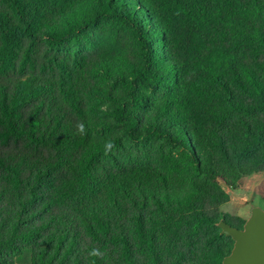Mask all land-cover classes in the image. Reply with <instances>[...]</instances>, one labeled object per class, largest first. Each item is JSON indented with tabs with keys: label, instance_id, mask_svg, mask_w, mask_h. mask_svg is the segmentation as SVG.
Segmentation results:
<instances>
[{
	"label": "trees",
	"instance_id": "trees-1",
	"mask_svg": "<svg viewBox=\"0 0 264 264\" xmlns=\"http://www.w3.org/2000/svg\"><path fill=\"white\" fill-rule=\"evenodd\" d=\"M253 174L264 0H0V264H222Z\"/></svg>",
	"mask_w": 264,
	"mask_h": 264
},
{
	"label": "rangeland",
	"instance_id": "rangeland-1",
	"mask_svg": "<svg viewBox=\"0 0 264 264\" xmlns=\"http://www.w3.org/2000/svg\"><path fill=\"white\" fill-rule=\"evenodd\" d=\"M111 38L105 35L101 40V48L98 53L103 52L107 48L119 49L121 54H125L129 58H134L135 49L133 46V40L127 33L121 32L118 35L116 45L113 47L111 44L106 43ZM165 53L164 50H161ZM95 53L89 52L83 55L88 59L93 57ZM159 153L163 155H169L170 149L167 146H162L161 143H150L146 147H142L138 150L131 149L130 153L134 159L138 160V163L145 161L149 165L156 163V156ZM173 155H177L173 153ZM224 191L229 195L230 200L228 203L220 207V211L226 215L228 222L240 227V225L246 221L251 213L252 206H261L264 208V175L253 174L248 178L240 181L237 188L223 186ZM12 264H30L29 256L23 254L11 258Z\"/></svg>",
	"mask_w": 264,
	"mask_h": 264
},
{
	"label": "water",
	"instance_id": "water-1",
	"mask_svg": "<svg viewBox=\"0 0 264 264\" xmlns=\"http://www.w3.org/2000/svg\"><path fill=\"white\" fill-rule=\"evenodd\" d=\"M222 235L234 241L232 251L222 264H264V208L252 206L243 228H237L224 220L218 223Z\"/></svg>",
	"mask_w": 264,
	"mask_h": 264
},
{
	"label": "clouds",
	"instance_id": "clouds-1",
	"mask_svg": "<svg viewBox=\"0 0 264 264\" xmlns=\"http://www.w3.org/2000/svg\"><path fill=\"white\" fill-rule=\"evenodd\" d=\"M109 147H111V145H109ZM92 254H93V255H97L98 252L94 250Z\"/></svg>",
	"mask_w": 264,
	"mask_h": 264
}]
</instances>
